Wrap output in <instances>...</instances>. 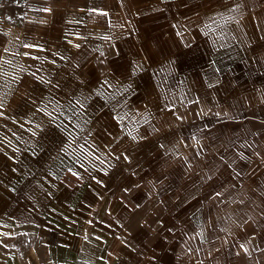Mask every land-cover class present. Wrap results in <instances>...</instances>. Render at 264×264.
<instances>
[{"label":"crops","instance_id":"1","mask_svg":"<svg viewBox=\"0 0 264 264\" xmlns=\"http://www.w3.org/2000/svg\"><path fill=\"white\" fill-rule=\"evenodd\" d=\"M256 81L264 0H0V264H245Z\"/></svg>","mask_w":264,"mask_h":264},{"label":"rangeland","instance_id":"2","mask_svg":"<svg viewBox=\"0 0 264 264\" xmlns=\"http://www.w3.org/2000/svg\"><path fill=\"white\" fill-rule=\"evenodd\" d=\"M262 79V77L260 78ZM262 81H260V83H258V81H256V86H257V90H262L263 92H251V91H245V92H240V93H236V96L238 98L237 102L236 100H233L231 102V105L233 106V108L231 107L230 109L233 110H238L239 113L237 115L234 116H230L229 118L234 122L233 125L231 126H235L237 127L238 130H240L242 127H244L245 129H249V133L250 134H254V137H256L257 141H258V145L259 147L262 149L264 148V114L262 115H258L260 117H258L256 114L253 116L252 115V109H254L255 111H257V107H260L262 109H264V84L261 83ZM251 84H246L244 85L245 88L250 87ZM260 93V95H259ZM231 94V93H230ZM256 99V103L257 105L252 104V98ZM231 98V96H230ZM244 102V108L242 110V108L238 109V105ZM238 104V105H237ZM254 106V108H253ZM256 107V108H255ZM242 111V112H241ZM235 128H228L227 130V134H231L234 132L231 131H235L237 130ZM259 133V136L257 138V134ZM242 135L239 133L237 137H240L241 139H236L234 140V144H235V148H242L245 149V154L240 156H236V155H230L227 154L223 155H217V156H213L212 157V161H214V159L218 160L220 159L221 162L225 165H233V169L235 170L234 164H241L240 162H242L243 165V191L238 194L237 199H235L234 201L230 202L227 204L226 210L230 212V209H234V208H240L241 203V197L243 194V205L242 208L245 210L248 208L249 212L251 213L250 216H252L253 214L255 215L256 221H254L252 218H248L245 219V221H243V224L240 225L242 228L244 229H250V228H259L260 230L264 231V192L262 190L259 189H255V185L252 182L253 176L258 175L261 173H263L264 171V155H260V157H255L252 154H250V141H244L242 139ZM220 138H222V136H217L215 141L219 140ZM254 140V139H253ZM215 141H213V143H215ZM209 141H206L205 143H207ZM224 142V141H223ZM232 142V141H231ZM255 142V141H254ZM205 143H202L205 144ZM225 143V142H224ZM199 146V145H198ZM212 148L214 147H219L215 144L211 145ZM249 149V150H247ZM223 151V150H222ZM259 158V162L258 161ZM224 159V161H223ZM227 161V162H226ZM258 171H260L258 173ZM260 179H262V177H260ZM262 183V181H261ZM262 188H264V183L262 184ZM255 189V190H253ZM253 202H252V201ZM255 200V201H254ZM254 203V204H253ZM259 212V213H258ZM253 213V214H252ZM213 218L216 219H223V216H218L217 214L213 213ZM227 225V224H226ZM231 221H228V227H231ZM263 235V239H260V248L259 250H255L254 252H250V251H244L242 250V252H240V255L243 253L244 255V260H245V264H251L252 261L254 264H257L259 261V264H264V245L263 247L261 246L262 243H264V233H262ZM256 238V236H249V240L245 237V240L247 242L244 241V243H252V241L250 240V238ZM38 240V242H37ZM39 237L36 239L37 244H39ZM247 250V249H244ZM37 255L40 256L39 253H37ZM133 256H137V257H133L132 258V263L128 262V260L126 261L125 264H139V259L140 257L138 256V253H133ZM44 264V263H42Z\"/></svg>","mask_w":264,"mask_h":264}]
</instances>
